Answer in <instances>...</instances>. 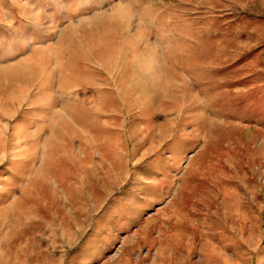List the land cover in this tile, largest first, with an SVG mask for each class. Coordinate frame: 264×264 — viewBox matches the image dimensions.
Returning a JSON list of instances; mask_svg holds the SVG:
<instances>
[{"label": "rangeland", "instance_id": "rangeland-1", "mask_svg": "<svg viewBox=\"0 0 264 264\" xmlns=\"http://www.w3.org/2000/svg\"><path fill=\"white\" fill-rule=\"evenodd\" d=\"M38 74L0 264H264V0H0V83Z\"/></svg>", "mask_w": 264, "mask_h": 264}, {"label": "bare ground", "instance_id": "bare-ground-1", "mask_svg": "<svg viewBox=\"0 0 264 264\" xmlns=\"http://www.w3.org/2000/svg\"><path fill=\"white\" fill-rule=\"evenodd\" d=\"M22 65V64H21ZM24 66H26L25 64H24ZM41 66V65H40ZM27 68V67H26ZM21 70V69H20ZM25 70V69H24ZM65 71V70H64ZM16 74V73H15ZM18 75V74H17ZM29 76V75H28ZM40 75L38 74V75H36V77H35V75H32L30 78H28L27 80H23L24 78H25V76H24V78H23V76L20 78V77H17V78H14V77H12V78H7V79H5V81L3 80V83H0V94H2V93H4V92H7L8 93V95L6 96V98L7 99H9L10 100V102H11V99L14 97V95H16L17 94V96H20V98H21V100L24 98V100L25 99H27V97H28V95H27V93H28V89H29V86H30V84L32 83V82H34V79H36V78H38ZM10 77V76H9ZM38 81V80H37ZM72 82V81H71ZM19 83H23L24 85H19ZM26 84V85H25ZM48 84V83H47ZM41 85V84H40ZM32 86H34V85H32ZM41 87V86H40ZM19 88V89H18ZM55 90V89H54ZM57 91V93L60 95L61 94V90H60V93H59V91L58 90H56ZM15 92H16V94H15ZM55 92V91H54ZM30 93V92H29ZM33 93V92H32ZM64 94V91H62V94L61 95H63ZM74 95V94H73ZM1 98H3L2 96H1ZM33 99V98H32ZM2 100H4V102H5V98L4 99H2ZM49 100V99H48ZM8 101V100H7ZM16 101H17V99H16ZM20 101V100H19ZM21 102V101H20ZM46 102V101H45ZM13 103V102H12ZM15 103V102H14ZM60 103H62V106H64L65 104V102L62 100V101H60ZM0 104H2V103H0ZM33 104V103H32ZM83 104V103H82ZM12 105H14V104H12ZM38 105V104H37ZM33 106H34V104H33ZM36 106V105H35ZM17 107H20L19 105L17 106ZM67 107V108H66ZM64 106L63 107V110L61 109L60 111V114H63V115H66V117H67V119H69L70 117H71V115H70V112L68 111L69 109H70V111H74V110H72V108H71V106ZM74 107V106H73ZM19 109V108H18ZM68 109V110H67ZM75 110H77L78 109V107H77V109L76 108H74ZM83 109H85V108H81V110H83ZM3 110V106H0V111H2ZM80 110V109H79ZM78 110V111H79ZM89 110V109H88ZM52 111V110H51ZM49 112V111H48ZM53 112V111H52ZM90 113V112H89ZM88 113V114H89ZM71 114H73V113H71ZM74 119V118H73ZM78 127V126H77ZM86 128V127H85ZM92 129H93V127H92ZM88 146H89V144H88ZM90 158V156H87V157H85V161H87L88 159ZM80 169V168H79ZM58 200V199H57ZM66 204V203H65ZM63 205V204H62Z\"/></svg>", "mask_w": 264, "mask_h": 264}]
</instances>
